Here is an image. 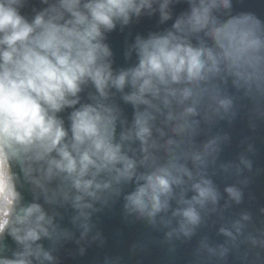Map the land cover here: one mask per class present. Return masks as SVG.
<instances>
[{
    "label": "clouds",
    "instance_id": "obj_1",
    "mask_svg": "<svg viewBox=\"0 0 264 264\" xmlns=\"http://www.w3.org/2000/svg\"><path fill=\"white\" fill-rule=\"evenodd\" d=\"M188 2L170 29L138 36L136 63L117 70L107 34L156 5L172 20L173 0H0V264H60L63 244L99 238L97 205L121 195L127 214L153 225L171 211L168 241L191 240L217 211L205 170L228 137L209 133L242 108L264 123V22L219 15L231 0ZM120 100L135 110L130 125ZM225 191L242 202L236 186ZM259 213L225 221L222 243L201 238L188 264H264Z\"/></svg>",
    "mask_w": 264,
    "mask_h": 264
}]
</instances>
